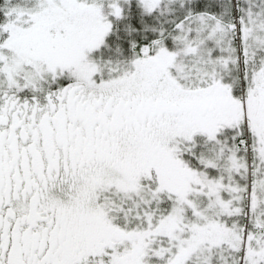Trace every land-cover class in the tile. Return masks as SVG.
I'll list each match as a JSON object with an SVG mask.
<instances>
[{
	"label": "snow or ice",
	"instance_id": "obj_1",
	"mask_svg": "<svg viewBox=\"0 0 264 264\" xmlns=\"http://www.w3.org/2000/svg\"><path fill=\"white\" fill-rule=\"evenodd\" d=\"M0 264H264V0H0Z\"/></svg>",
	"mask_w": 264,
	"mask_h": 264
}]
</instances>
